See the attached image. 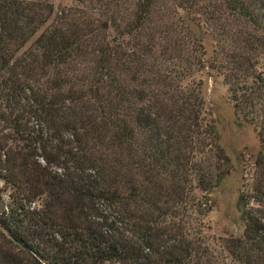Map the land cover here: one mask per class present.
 <instances>
[{
    "label": "trees",
    "instance_id": "trees-1",
    "mask_svg": "<svg viewBox=\"0 0 264 264\" xmlns=\"http://www.w3.org/2000/svg\"><path fill=\"white\" fill-rule=\"evenodd\" d=\"M67 1L0 0V264H225L202 235L233 169L204 68L259 142L222 248L264 264V0Z\"/></svg>",
    "mask_w": 264,
    "mask_h": 264
},
{
    "label": "rangeland",
    "instance_id": "rangeland-1",
    "mask_svg": "<svg viewBox=\"0 0 264 264\" xmlns=\"http://www.w3.org/2000/svg\"><path fill=\"white\" fill-rule=\"evenodd\" d=\"M56 6L67 3V0H49ZM42 28L39 30V32ZM38 32V33H39ZM37 32L20 49L37 36ZM205 58L209 59L212 52V41L206 37L203 41ZM19 51V52H20ZM18 52V53H19ZM264 71V60L259 66ZM194 79L201 81V96L206 118L213 121L219 137V144L229 157L233 166L232 171L221 181L218 187L206 195L211 204L203 218L202 235L206 245L212 249L223 263L231 264L222 248V240L227 237H237L242 233V222L237 207V197L240 191L245 190L251 172V163L259 149V142L247 123H235L231 103L221 75L218 72L204 68L194 74ZM1 206L8 204V191H1Z\"/></svg>",
    "mask_w": 264,
    "mask_h": 264
}]
</instances>
